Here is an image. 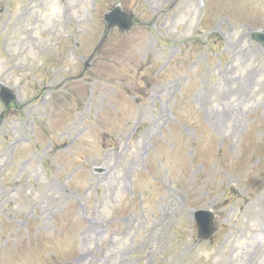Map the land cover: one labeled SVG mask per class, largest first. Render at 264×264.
Wrapping results in <instances>:
<instances>
[{"label": "rangeland", "instance_id": "374dc122", "mask_svg": "<svg viewBox=\"0 0 264 264\" xmlns=\"http://www.w3.org/2000/svg\"><path fill=\"white\" fill-rule=\"evenodd\" d=\"M117 5L129 32H107ZM256 31L264 0H0L19 99L0 127V264H264ZM196 209L217 215L210 240Z\"/></svg>", "mask_w": 264, "mask_h": 264}, {"label": "water", "instance_id": "95a60500", "mask_svg": "<svg viewBox=\"0 0 264 264\" xmlns=\"http://www.w3.org/2000/svg\"><path fill=\"white\" fill-rule=\"evenodd\" d=\"M106 20L109 28L117 26L123 31L129 30L133 24L132 17L122 13L120 8H117L109 14ZM259 38L264 40V36L262 35H259ZM4 89L2 96L7 103L16 98L6 88ZM214 218L215 216L211 212H199L197 214V225L201 239H209L213 235Z\"/></svg>", "mask_w": 264, "mask_h": 264}, {"label": "clouds", "instance_id": "9594fccd", "mask_svg": "<svg viewBox=\"0 0 264 264\" xmlns=\"http://www.w3.org/2000/svg\"><path fill=\"white\" fill-rule=\"evenodd\" d=\"M24 91H25V95H27L28 94L27 88H25ZM198 254L202 256H206L208 255V252L207 250H201Z\"/></svg>", "mask_w": 264, "mask_h": 264}]
</instances>
